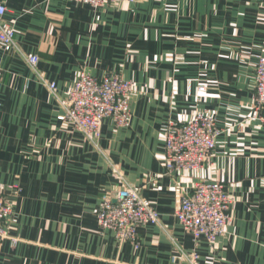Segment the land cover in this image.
Wrapping results in <instances>:
<instances>
[{
  "label": "crops",
  "instance_id": "crops-1",
  "mask_svg": "<svg viewBox=\"0 0 264 264\" xmlns=\"http://www.w3.org/2000/svg\"><path fill=\"white\" fill-rule=\"evenodd\" d=\"M0 1L19 51L39 56L38 70L59 96L19 52H0V190L14 205L0 264H174L179 249L196 251L200 264H264V127L250 120L264 0H139L99 9ZM81 70L134 84L130 126L105 120L99 149L58 119L59 98ZM199 109L214 113L224 131L213 157L197 177L168 174L167 128ZM113 166L160 216L139 229L138 247L99 226L103 196L124 187ZM199 179L225 182L235 202L227 234L197 247L176 212Z\"/></svg>",
  "mask_w": 264,
  "mask_h": 264
},
{
  "label": "built area",
  "instance_id": "built-area-1",
  "mask_svg": "<svg viewBox=\"0 0 264 264\" xmlns=\"http://www.w3.org/2000/svg\"><path fill=\"white\" fill-rule=\"evenodd\" d=\"M70 1L99 9L117 2L135 4L139 0ZM7 12L6 4L0 1V52H19L40 84L47 88L51 96L59 97L57 83L38 70L39 56L25 55L19 51L16 29L6 20ZM255 72V103L250 120L264 127V56L259 58ZM134 90L133 82L118 75L97 79L87 70H81L66 96L59 98L63 113L58 119L80 132L99 149L105 120L112 119L117 128L130 126ZM206 90L205 86L199 88L200 92ZM223 133L216 115L208 110H196L185 122L170 124L165 138L164 168L167 173L199 176L210 163ZM112 174L124 183V187L103 196L97 211L99 226L103 231L113 232L121 243L128 242L138 247L139 229L159 224V213L152 202L141 196L140 188L125 182L118 167H112ZM234 202L225 182L199 179L193 190L182 198L176 218L197 247L203 239L209 244H215L227 234ZM13 212L14 205L0 190V244L7 238V224ZM172 262L200 264L196 251L189 253L183 249L175 252Z\"/></svg>",
  "mask_w": 264,
  "mask_h": 264
}]
</instances>
